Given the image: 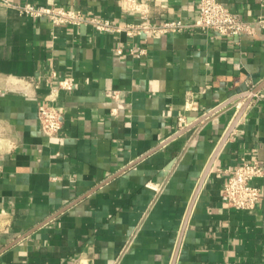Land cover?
<instances>
[{"label": "crops", "instance_id": "0c3cea01", "mask_svg": "<svg viewBox=\"0 0 264 264\" xmlns=\"http://www.w3.org/2000/svg\"><path fill=\"white\" fill-rule=\"evenodd\" d=\"M198 1L137 0L140 11L129 12L124 0H0V251L33 230L0 264H172L189 205L243 101L153 151L264 81V0H219L250 24L240 37L129 36L55 25L22 8H72L125 26L193 20ZM63 78L74 87L53 100ZM42 105L64 115L56 136L41 129ZM244 162L264 169V87L196 196L176 264H264V176L252 182L262 189L256 209L222 199Z\"/></svg>", "mask_w": 264, "mask_h": 264}, {"label": "built area", "instance_id": "2783aa9c", "mask_svg": "<svg viewBox=\"0 0 264 264\" xmlns=\"http://www.w3.org/2000/svg\"><path fill=\"white\" fill-rule=\"evenodd\" d=\"M129 12H139L140 4L137 0H124ZM197 18L184 20L181 18L163 20L160 24L129 23L125 26L116 24L111 19L88 17L80 10L70 8H38L27 4L22 12L33 18L46 17L55 25L71 26L92 25L96 30L103 32H126L132 36L136 34H178L185 30H200L206 33H215L221 36L240 37L250 30V24L234 13L219 0H199L197 4ZM264 24V20H259ZM121 53V50H117ZM74 87L72 78H63L58 86L52 90L55 100L59 90L71 91ZM238 105V104H237ZM240 108L241 106L238 105ZM38 119L43 133L47 136H56L63 127L64 115L53 105H42L38 108ZM185 121H180L183 128ZM264 176V169L257 162H244L234 169L223 184L222 199L230 207L237 210L256 209L262 200V189L253 185V181Z\"/></svg>", "mask_w": 264, "mask_h": 264}, {"label": "water", "instance_id": "95a60500", "mask_svg": "<svg viewBox=\"0 0 264 264\" xmlns=\"http://www.w3.org/2000/svg\"><path fill=\"white\" fill-rule=\"evenodd\" d=\"M258 83V82H256ZM264 87V81L257 84L256 88L252 89L251 91L248 90V88L246 89H243L242 92H238L239 96L229 100L227 103H225L224 105H222L221 107H219L218 109L214 110L213 112H211L210 114H208L207 116H205L204 118H202L199 122H197L196 124H194L193 126H190V127H187V128H184L183 130H180L179 132H177L172 138H170L167 142H165L163 145H161L160 147H158L157 149H155L153 152H155L156 150H158L159 148H161L162 146H164L165 144L169 143L170 141H172L173 139L179 137L180 135L184 134L185 132H187L189 129H191L192 127L196 126L197 124H199L200 122H202L203 120L207 119L208 117H210L211 115H213L214 113L218 112L219 110L223 109L224 107H227L228 105L234 103V102H238V101H243V104L242 106L239 108L234 120L232 121L231 125L229 126L226 134L224 135L223 139L221 140L217 150L215 151V153L213 154L210 162L208 163L204 173H203V176L201 178V181H200V184L195 192V195H194V198L192 199L190 205H189V208H188V211H187V215H186V219H185V222H184V225H183V228H182V232H181V235H180V238H179V241H178V244H177V247H176V250H175V253H174V258H173V262L172 264H176V260H177V257H178V253H179V250H180V246H181V242H182V238H183V235H184V232H185V229H186V226H187V223H188V219H189V216H190V213L194 207V203H195V199H196V196L198 195L200 189H201V186L204 182V180L206 179L209 171L211 170L212 168V165L214 163V160L220 150V148L222 147V145L226 142V140L228 139V137L230 136V134L232 133V131L234 130V128L236 127L237 123L239 122L241 116L243 115L244 111L246 110V108L248 107V105L250 104L252 98L254 95H256L262 88ZM247 95V97H246ZM145 158V157H143ZM143 158H141L139 161H141ZM139 161L135 162L134 164H132L131 166L127 167L125 170L129 169L130 167L136 165ZM124 170V171H125ZM98 188H96L95 190L93 191H96ZM92 191V192H93ZM91 192V193H92ZM89 195V194H88ZM85 197V196H84ZM83 199V198H81ZM81 199L77 200L76 202L72 203L71 205H69L66 209L72 207L74 204H76L77 202H79ZM33 231V230H32ZM31 232H28L27 234H25L24 236H21L19 238H17L16 240H14L11 244H9L8 246H6L5 248H3L0 253H2L3 251H5L6 249L10 248L11 246H13L14 244H16L17 242H19L20 240H22L23 238H25L26 236H28L29 234L32 233Z\"/></svg>", "mask_w": 264, "mask_h": 264}]
</instances>
